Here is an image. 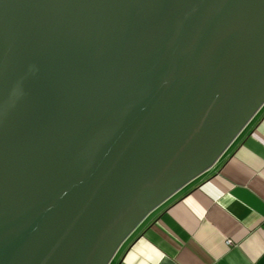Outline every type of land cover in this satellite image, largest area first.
<instances>
[{
    "label": "water",
    "instance_id": "1",
    "mask_svg": "<svg viewBox=\"0 0 264 264\" xmlns=\"http://www.w3.org/2000/svg\"><path fill=\"white\" fill-rule=\"evenodd\" d=\"M264 106V0H0V264H111Z\"/></svg>",
    "mask_w": 264,
    "mask_h": 264
},
{
    "label": "crops",
    "instance_id": "2",
    "mask_svg": "<svg viewBox=\"0 0 264 264\" xmlns=\"http://www.w3.org/2000/svg\"><path fill=\"white\" fill-rule=\"evenodd\" d=\"M229 150L152 212L113 264H264V106Z\"/></svg>",
    "mask_w": 264,
    "mask_h": 264
},
{
    "label": "rangeland",
    "instance_id": "3",
    "mask_svg": "<svg viewBox=\"0 0 264 264\" xmlns=\"http://www.w3.org/2000/svg\"><path fill=\"white\" fill-rule=\"evenodd\" d=\"M228 150H229V149H228ZM227 152H228V153H227ZM227 152L223 155V157H222L220 160H222V159L224 160L226 157H228V155L230 154V150L227 151ZM218 162H219V161H218ZM190 184H191V183H190ZM190 184H189V185H190ZM189 185H188V186H189ZM188 186H186V188H187ZM113 261H114V260H113ZM113 261L111 262V264H113Z\"/></svg>",
    "mask_w": 264,
    "mask_h": 264
},
{
    "label": "trees",
    "instance_id": "4",
    "mask_svg": "<svg viewBox=\"0 0 264 264\" xmlns=\"http://www.w3.org/2000/svg\"><path fill=\"white\" fill-rule=\"evenodd\" d=\"M121 249V248H120Z\"/></svg>",
    "mask_w": 264,
    "mask_h": 264
}]
</instances>
